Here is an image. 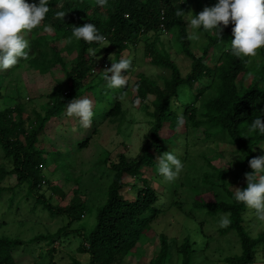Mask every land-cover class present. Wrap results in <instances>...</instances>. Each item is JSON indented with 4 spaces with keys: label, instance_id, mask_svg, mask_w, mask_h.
Returning a JSON list of instances; mask_svg holds the SVG:
<instances>
[{
    "label": "trees",
    "instance_id": "trees-1",
    "mask_svg": "<svg viewBox=\"0 0 264 264\" xmlns=\"http://www.w3.org/2000/svg\"><path fill=\"white\" fill-rule=\"evenodd\" d=\"M29 4H39V0H26ZM60 2V5L57 4ZM202 0H108L106 7H100L97 0H48L49 12L42 23L29 33L27 41L30 48L27 61L30 66L41 73L63 70L68 81V88L59 87L46 95L47 103L41 111L33 110L34 117L23 116L24 104L17 103L13 107L0 110V149L3 156L11 164L9 170L0 168V181L7 176H14L16 184L1 187L2 190H17L25 188L27 195L34 197L37 204L47 209L50 215L66 217V224L56 232L39 234L27 241L9 236H0V264H17L13 251L21 245L46 241L52 245L63 233L79 232L82 241L78 251L88 253L89 261L86 264H121L125 256L135 246L141 233L149 228L150 222L161 212L157 206L158 194L150 186L146 177L141 176L142 169L155 165V155L166 152L163 143H172L170 137L177 128L178 109L183 107L186 123L184 126L193 131L202 130L206 138L215 133L226 136L230 144L240 153L237 162L241 166L243 175L251 172L249 160L255 157L254 148L264 143V135L259 132L249 133L248 128L257 119H264V63L257 68L247 69L245 62L231 54V40L234 39L230 23L224 28L221 39L216 30L206 36L201 46V55L196 56L190 49L189 33L184 16H177L179 8L182 11L194 5L197 9L202 6ZM216 4V3H215ZM213 3V6L215 5ZM63 11L64 19L56 17V13ZM85 23L94 24L99 34L106 37V41L113 50L112 62H119L121 53L136 45L141 35L150 32L157 34L175 29V41L179 50L192 60L191 71L185 76L174 63L169 53L158 50L152 41H145L144 52L149 62L154 66L167 68L169 77L164 79L163 85L139 74L138 80L130 88L115 90L119 94L114 99L112 108H108L100 115L101 118L121 113L119 97L135 90L136 96L146 101L149 95H154L151 110L146 111L152 118V124L142 141L138 153L134 157H127L119 153L116 158L106 161L112 176L107 187V198L97 208L95 225L87 233L85 227L75 230L69 228L74 222L80 221L86 212V202L78 197V190L74 191L69 203L65 206L53 205L51 198L42 192L44 184L50 183L42 174L41 165L45 163L44 151L37 148L39 135L48 122L62 115L67 104L83 95L86 91L106 84L101 78L97 83L87 80L95 62L88 55L87 50L99 46L98 43L88 44L83 40H76L72 35L73 26H82ZM45 26L52 32L48 33ZM205 32L203 28L198 29ZM65 40L61 48L50 45L51 41ZM213 47L210 55L211 64L204 61L208 57V50ZM62 52L69 55L75 52V60L67 66ZM264 57V51L262 52ZM246 59V58H245ZM247 60V59H246ZM110 60L105 61V67H111ZM18 63V64H19ZM17 64V65H18ZM97 68H100L98 66ZM51 70V71H50ZM252 75V81L247 85L239 79L241 73ZM111 75V73H109ZM199 86L192 94L191 100L180 103L179 95L187 86L191 90L194 84ZM170 130V137L160 135L163 125ZM249 137H243V136ZM88 136L77 143V148L88 145ZM207 163L214 169L202 174V182L207 189L220 188L224 195L213 193V200L202 198L194 199L193 205L203 209L210 215L229 214L231 223L226 228H220L219 233L224 235L234 232L240 243L241 252L227 256L223 261L227 264H250L255 258V248L264 244V231L257 237H251L243 224V211L246 206L238 203L234 198V191L230 190L224 172ZM125 176L140 178L142 185L132 183L136 189V198L133 200L123 197V189L127 186ZM245 177V176H244ZM52 189L58 190L54 185ZM247 187V182L240 185V189ZM57 188V189H56ZM198 194V193H197ZM35 203V204H36ZM173 205L181 207L177 201ZM160 249L150 264H163L168 255L166 237L160 235ZM54 247L48 252L52 253ZM193 242L185 237L179 245L181 256L180 264H191ZM73 264H81L73 261Z\"/></svg>",
    "mask_w": 264,
    "mask_h": 264
},
{
    "label": "rangeland",
    "instance_id": "rangeland-1",
    "mask_svg": "<svg viewBox=\"0 0 264 264\" xmlns=\"http://www.w3.org/2000/svg\"><path fill=\"white\" fill-rule=\"evenodd\" d=\"M202 6L196 8L194 5L185 13L191 11L194 15L199 14L205 7H212L218 0H202ZM60 5V2L57 6ZM189 35L192 29L188 26L191 16H184ZM49 26H45V29ZM51 29V28H50ZM200 36L198 41L190 40L189 47L196 55H201V46L206 41L210 32L195 30ZM52 32L48 31V33ZM25 39L29 33H25ZM175 29L169 32L154 34L152 32L141 35L140 41L121 53L122 58H131L132 67L127 71L122 70V75L127 76L128 85L132 87L138 80L139 74L156 81L162 86L164 79L169 77V70L154 66L145 55V41H152L157 49L169 53L182 75L191 71L192 60L186 57L180 50L174 38ZM65 40L51 41L50 45L58 49L64 45ZM107 47L100 44L93 49L97 50L99 59L92 58L95 67L90 72L86 81L92 80L90 84L97 83L103 77L106 67L105 61L109 60L113 50L110 44ZM213 47H210L208 57L204 61L211 64L210 55ZM259 49L257 56L247 62V69H254L264 63L262 52ZM67 66L75 60V52L65 54L62 52ZM113 57V55H112ZM248 59V58H246ZM100 66V68H97ZM51 71V70H50ZM252 75L246 72L239 75L241 83L247 86L252 81ZM68 81L64 71L58 69L51 72H40L30 66L27 61L7 71H0V110L13 107L17 103L24 104L23 116L29 115L33 118V110L41 111L47 103L46 95L59 87L63 90L68 88ZM199 85L194 84L189 90L187 86L179 95L180 103L191 100L192 94L196 92ZM107 87V83H100L89 91L84 89V94L78 99L88 97L93 101L94 116L90 128H83L79 119L68 117L66 110L62 115L47 123L43 132L39 135L37 148L44 151L45 163L41 165L42 174L50 181L41 188L42 192L51 198L53 205L65 206L69 203L74 191L78 190V197L86 202V212L83 218L74 222L69 228L75 230L80 226L85 227L87 233L95 225L97 208L102 205L107 196V187L111 181L112 173L106 164L107 159L116 158L119 153L127 157H134L142 144L145 134L152 124V118L146 111L151 110V102L155 101L154 95H149L146 101L136 96L135 90H129L127 95L119 97L121 113L119 115L105 116L101 118L102 112L114 105V94ZM114 91V90H113ZM138 101V103H137ZM182 108L178 109L181 112ZM167 125H163L160 135L170 137L172 143H163L166 151L172 152L184 165L183 171L177 180L165 182L157 171V157L155 165L142 169L141 176L148 179L149 184L158 194L157 206L161 209L160 214L153 219L149 228L141 233L135 246L122 260L121 264H150L155 254L160 249V235L166 237L168 243V255L163 264H180L181 256L179 245L189 237L193 242V255L191 264H227L224 257L238 255L241 252L240 243L234 232L224 235L219 233L221 218L225 214L210 215L203 209L194 207V199L202 198L206 201L213 200V193L223 196L220 188L207 189L202 182V174L212 172L214 169L207 163L224 172L225 179L230 185V190L236 191L240 185L246 182L241 166L237 162L239 154L225 135L215 133L206 138L202 130L193 131L183 125L179 131L170 134ZM88 136V145L77 148V143ZM264 143L254 148L255 157L264 155ZM161 155V154H160ZM0 168L9 170L11 164L3 156L0 149ZM127 186L123 189V197L133 200L136 198V189L132 183L142 185L140 178L125 176ZM16 184L14 176H7L0 181L1 187H9ZM54 185L58 190L52 189ZM56 188V189H57ZM198 193V194H197ZM177 201L181 207L175 206L172 201ZM35 198L27 195L25 188L17 190H2L0 193V236L15 237L28 242L29 239L39 235L54 233L66 224V217L61 215L52 216L41 204H35ZM243 224L245 230L251 237H257L264 231V221L256 218L253 210L243 211ZM82 236L79 232L71 231L63 233L52 244L40 241L19 246L13 251L17 264H73L77 261L86 264L89 261L88 253L78 251ZM50 247L55 250L48 252ZM255 258L250 264H264V244L255 248Z\"/></svg>",
    "mask_w": 264,
    "mask_h": 264
},
{
    "label": "clouds",
    "instance_id": "clouds-1",
    "mask_svg": "<svg viewBox=\"0 0 264 264\" xmlns=\"http://www.w3.org/2000/svg\"><path fill=\"white\" fill-rule=\"evenodd\" d=\"M100 7H106L108 0H97ZM49 12L48 0H39V4H29L26 0H0V71H7L16 66L21 59L27 60L30 48L25 39V33L32 32L45 19ZM63 11L57 12L56 17L64 19ZM179 16H191L188 26L193 31L188 36L189 40L198 41L200 36L195 30L203 28L205 32L216 30L221 39V34L230 23L234 24L231 40V54L243 62H250L257 56L258 50L264 48V0H218L212 7H205L199 14L191 11L185 13L180 8L176 12ZM46 31H51L46 28ZM72 35L76 40L85 43L103 44L106 37L99 34L96 26L85 23L82 26H73ZM88 55L99 59L97 50L89 48ZM112 55L108 59L112 62ZM245 58H248L247 60ZM132 67L131 58H121L119 62H112L111 67L103 71V80L109 89L120 90L128 85L127 76L123 71H129ZM111 73V75H109ZM138 103V101H137ZM93 101L88 97L73 99L67 104L66 115L79 119L83 128H90L94 116ZM186 123L183 112L177 113V131ZM259 132L264 135V119H255L248 128L249 133ZM249 137V136H243ZM264 149V147H261ZM251 172L244 174L247 187L235 188L234 198L238 203H243L247 209L255 212L256 218L264 221V155L253 157L249 160ZM184 165L172 152L166 151L157 157V171L165 182L177 180L183 171ZM229 214H225L219 226L226 228L231 221Z\"/></svg>",
    "mask_w": 264,
    "mask_h": 264
}]
</instances>
